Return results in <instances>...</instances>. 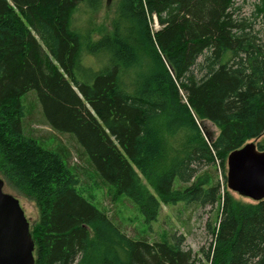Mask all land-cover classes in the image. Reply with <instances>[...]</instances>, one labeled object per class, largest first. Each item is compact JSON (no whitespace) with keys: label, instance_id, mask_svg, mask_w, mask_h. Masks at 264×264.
<instances>
[{"label":"trees","instance_id":"1","mask_svg":"<svg viewBox=\"0 0 264 264\" xmlns=\"http://www.w3.org/2000/svg\"><path fill=\"white\" fill-rule=\"evenodd\" d=\"M102 3L0 0V177L38 209L34 264H264V200L240 204L202 170H223L260 137L264 150V39L254 27L264 0L250 16L236 0H119L110 33L94 38L73 16L91 19ZM28 94L87 169L29 132ZM198 120L219 130L214 140ZM85 183L128 200L149 233L160 204L218 205L212 244L199 257L182 236L131 238Z\"/></svg>","mask_w":264,"mask_h":264},{"label":"rangeland","instance_id":"2","mask_svg":"<svg viewBox=\"0 0 264 264\" xmlns=\"http://www.w3.org/2000/svg\"><path fill=\"white\" fill-rule=\"evenodd\" d=\"M118 2L119 0H103L102 7L96 16L87 19V17L74 15L73 21L78 27L90 28L93 31L94 38H98L101 34H109ZM236 2L237 6L242 8V15L250 16L255 0H236ZM254 27L257 31H261L264 39V17H259ZM152 28L154 30L158 29L156 21H153ZM93 61L98 63L95 58H93ZM27 101L34 105L33 118L29 120L30 123L27 125L29 132L38 139L45 140L48 143L55 138L56 142L58 141L69 149L71 165L76 163L80 167H83L81 168L82 170L87 169L86 160L84 158L80 159V151L76 149L72 139L69 136L57 135L47 127L41 117L40 108L33 95L28 94ZM197 123L205 137H210L212 140L217 137L219 130L214 125L208 121L198 120ZM262 140L263 137H260L248 142L257 144ZM202 170L207 173L209 172L213 183H219L221 189L228 190L226 188V165L223 170L219 166L203 168ZM141 183L148 191L154 194L153 189L147 185L143 178H141ZM3 192L12 195L19 201V205L29 224V229L32 231L39 221V213L35 203L19 194L5 181ZM228 192L240 204L254 203L250 199L240 197L230 191ZM83 193L86 197L92 199L95 206L105 211L108 217L125 235L131 238L145 237L148 242L152 243L169 235L182 236L185 247L189 248L199 257L200 249L207 250L212 244L213 237L211 230L217 225L220 213L218 205L199 207L196 205L185 206L180 203L174 206L160 204L161 210L157 222L153 224L152 232L149 233L143 225L138 209L124 198L113 199L109 196L108 189L100 183H85Z\"/></svg>","mask_w":264,"mask_h":264},{"label":"water","instance_id":"3","mask_svg":"<svg viewBox=\"0 0 264 264\" xmlns=\"http://www.w3.org/2000/svg\"><path fill=\"white\" fill-rule=\"evenodd\" d=\"M226 188L254 203L264 200V150L253 142L226 158ZM0 177V264H34V242L19 201L3 192Z\"/></svg>","mask_w":264,"mask_h":264}]
</instances>
